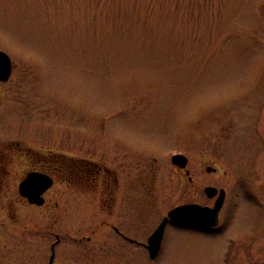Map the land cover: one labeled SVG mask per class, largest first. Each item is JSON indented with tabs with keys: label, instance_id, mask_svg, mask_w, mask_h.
<instances>
[{
	"label": "rangeland",
	"instance_id": "1",
	"mask_svg": "<svg viewBox=\"0 0 264 264\" xmlns=\"http://www.w3.org/2000/svg\"><path fill=\"white\" fill-rule=\"evenodd\" d=\"M0 49L14 67L0 148L19 141L107 164L128 151V182L148 166V186L132 192L155 201L148 236L171 207L209 202L205 185L222 183L230 157L243 167L237 154L249 150L250 132L251 145L264 136V0H0ZM12 152L2 166L0 264H49L57 235L54 264H222L225 239L177 226L154 262L108 228L92 235L103 215L76 187L59 182L43 205L25 202L18 184L30 164ZM177 152L190 158L195 191L171 161ZM258 158L264 169V148Z\"/></svg>",
	"mask_w": 264,
	"mask_h": 264
},
{
	"label": "flooded vegetation",
	"instance_id": "2",
	"mask_svg": "<svg viewBox=\"0 0 264 264\" xmlns=\"http://www.w3.org/2000/svg\"><path fill=\"white\" fill-rule=\"evenodd\" d=\"M12 75L13 70L7 81L0 79V105L2 96L5 95L3 87L11 80ZM262 96L264 99V94ZM253 106H256V103L255 105H249L247 108L248 111H254L252 108ZM256 109L261 112L264 110L263 107ZM241 115L243 118L246 117L249 122L253 116L250 112L245 113L244 111ZM6 120L7 119H5L4 122H7ZM258 136L260 140L254 145H251L252 132H250L249 153L247 151L243 156L242 154H237V160L239 161V158L241 159L242 168L235 169L234 161L230 157L231 162L226 163L228 168H224L222 172V183L219 185H205V188L211 186L215 187L217 190L216 195L212 197L207 196L209 202L202 204L204 206L213 208L216 200L221 196L222 192L224 193L222 206L218 214L215 217L211 216L207 221L208 224L201 222V224L207 225H196L195 223L188 224L183 221H170L166 226V230L169 226H177L186 229L188 232L193 231L194 233L209 237H222V239H225V247L221 258L222 264H245L244 253L246 250L247 258L250 259L249 264H264V178H262L264 177V169L256 167L260 158H258L255 163L258 154L261 152V148H264L262 145V143L264 144V136L260 134ZM13 143L15 147L6 148L2 146L0 148V158L4 159V162L0 163V192H2L1 186L6 185V182H8V172L6 169L2 168V166H5L12 149L13 151L17 150V153L12 152V155L18 154L21 155V158L25 156V161L30 164L23 174L24 176H21L18 185H20L28 172L39 171L52 177L54 181L53 186L60 182L59 184H64L73 190L77 188L85 198L84 200L89 201L88 203H96L100 206L103 215L100 223L96 225V228L92 229V235L102 228H108V232L113 231L122 241L121 244L124 249H141L147 251L149 257L148 240L150 235L148 236L146 233V227L149 213L148 209L155 201H149L150 197L146 195L132 196L134 187H140L142 191L144 187L148 186L144 176L145 170L148 169L147 165L146 169L144 168L145 165L142 167L139 165L140 168H138L137 173L139 177H137L135 181L131 180L128 182L130 174H132L130 172L132 160L127 155L128 151H121L122 153L119 154L121 156L115 155L113 157V162L107 164L105 160L102 162L96 158L87 159L82 155L70 156L60 151L51 150V155L45 156L41 155L40 152L36 151L35 148L31 146H21L19 141ZM251 147H253L257 153L255 158L250 159L249 157L245 162L248 154L251 156V154L254 153ZM9 159L15 161L13 156ZM37 163H40L42 167L37 168ZM176 168L180 173L187 176L189 184L195 191L198 184L195 179V169L190 166V158L185 169ZM217 169L216 167L208 166L206 172L217 174ZM53 186L49 189L50 191ZM198 188L200 189V185ZM18 194L21 199L28 203L27 199L21 196L19 186ZM90 194H93V199L90 198ZM45 198L46 203L48 199L47 195H45ZM183 203L186 202L179 203L178 205ZM164 217L165 215L162 219ZM238 223L243 225V229L240 231L238 229L234 234L231 233L230 229L232 226ZM2 225L3 222L0 220V226L2 227ZM166 230L159 254L152 260L153 262L159 258L163 251L166 240ZM87 240L91 242L92 236H88ZM59 241L60 236L57 235V239L54 242L55 257L53 264L58 255L56 247ZM54 244L52 243V245Z\"/></svg>",
	"mask_w": 264,
	"mask_h": 264
},
{
	"label": "water",
	"instance_id": "3",
	"mask_svg": "<svg viewBox=\"0 0 264 264\" xmlns=\"http://www.w3.org/2000/svg\"><path fill=\"white\" fill-rule=\"evenodd\" d=\"M11 71V58L6 52L0 50V79L4 81L8 80ZM172 160L181 167H185L187 163V157L183 154L174 155ZM52 185L53 179L51 176L42 172L33 171L30 172L20 184V194L28 199L31 204L43 205L45 202L44 194ZM216 190L217 189L214 187L206 188V192L211 197L216 194ZM223 196L224 193L222 192L213 209L193 203L182 205L169 211L168 216L150 238V251L152 257H155L160 249L165 227L169 219L187 223H207L211 216L215 217L218 214L222 206Z\"/></svg>",
	"mask_w": 264,
	"mask_h": 264
}]
</instances>
